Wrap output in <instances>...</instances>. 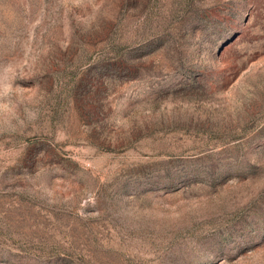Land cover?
<instances>
[{"label":"rangeland","instance_id":"1","mask_svg":"<svg viewBox=\"0 0 264 264\" xmlns=\"http://www.w3.org/2000/svg\"><path fill=\"white\" fill-rule=\"evenodd\" d=\"M0 264H264V0H0Z\"/></svg>","mask_w":264,"mask_h":264}]
</instances>
